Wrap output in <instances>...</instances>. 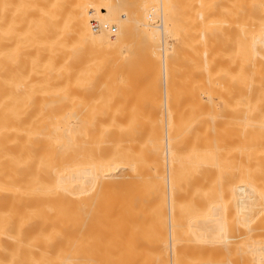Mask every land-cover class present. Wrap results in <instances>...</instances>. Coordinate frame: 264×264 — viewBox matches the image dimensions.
<instances>
[{
	"label": "bare ground",
	"instance_id": "bare-ground-1",
	"mask_svg": "<svg viewBox=\"0 0 264 264\" xmlns=\"http://www.w3.org/2000/svg\"><path fill=\"white\" fill-rule=\"evenodd\" d=\"M187 1L192 40L180 0H0V264H264V0ZM140 59L151 106L104 105Z\"/></svg>",
	"mask_w": 264,
	"mask_h": 264
},
{
	"label": "rangeland",
	"instance_id": "rangeland-1",
	"mask_svg": "<svg viewBox=\"0 0 264 264\" xmlns=\"http://www.w3.org/2000/svg\"><path fill=\"white\" fill-rule=\"evenodd\" d=\"M187 2H188L187 0H182V1L180 0V4L182 3L181 8L183 7L181 9V16L187 17V20H186L187 24L185 21V24L187 25L186 31L190 32V34L188 32V35H191L190 39L192 40L193 35H195L194 29H193L194 27V24H193L194 23V7L191 4V6L188 5V7L186 8V5L189 3ZM93 19L95 20V18ZM153 23L156 24L157 22H153ZM233 32L234 34H236V30H234ZM228 33H229V30H228ZM173 37H174V40H176L175 34H173ZM226 38H223L224 43L220 41L222 44L226 46V49H224V45L218 44L219 43L218 41L216 46L220 50L216 47L214 48L213 46V52L216 58L221 59L222 63H223V59H227L226 64H223V66L227 69L228 73L231 72V77H230V80L227 81L226 85H227V89H230L231 96L234 97V96H237L236 93L238 94L239 92L237 80L233 76L235 75L234 67L236 66V63H237V60L235 58L237 57V55L234 57V54L238 52V49H237L238 47L236 46L234 40H231V41L229 40L230 36L227 39ZM139 41H140L139 39L130 40V42H132L131 44H137L139 43ZM177 41H178V38H177ZM216 42L213 45H215ZM196 49H198V47L194 46L193 44L192 51L189 52V55H188L189 59L185 63H183V61L181 62L180 69L178 70V73H176L175 75L172 95L167 97L168 105H172L173 107H185V106H191L193 101H195L196 99L195 96L198 92V91L196 92V84H198V80L201 76L196 67L198 64L197 57L199 55V50L197 51ZM221 49L222 50L224 49V51H221ZM125 55L126 53H124V56ZM218 55L219 56L221 55L222 57L221 56L219 57ZM141 61L142 60L140 59L139 63L129 62V63H118L116 64V66L107 65L101 71L100 75H102V77H105L106 79H108V81L115 79L116 83H118L119 85L121 84L123 85L125 83L124 78H123L125 75H129L130 77H132L134 84H137L135 88H130L126 94L116 93V94L105 97V100L107 103H103L104 105H107L108 107H112V108H115V106H122V107H125V109H128V108L136 109L141 114H144L147 107L151 106L150 95L147 91V88L144 86V83L147 81V72L145 71L144 63H140ZM203 89H204L203 87L199 89L201 91V94L203 93L202 92ZM100 98L103 99L104 97L101 96ZM163 102H164L163 97L162 99L160 97V102L158 104H163ZM32 104L38 105L40 103L32 102ZM234 105H235V102L231 100L229 110L227 113L228 116H234L236 114V112L233 109Z\"/></svg>",
	"mask_w": 264,
	"mask_h": 264
},
{
	"label": "built area",
	"instance_id": "built-area-1",
	"mask_svg": "<svg viewBox=\"0 0 264 264\" xmlns=\"http://www.w3.org/2000/svg\"><path fill=\"white\" fill-rule=\"evenodd\" d=\"M90 24L92 28H96L98 26L97 21H95L93 18L90 19ZM108 28L110 32H113L115 30V27L113 25L108 26Z\"/></svg>",
	"mask_w": 264,
	"mask_h": 264
}]
</instances>
